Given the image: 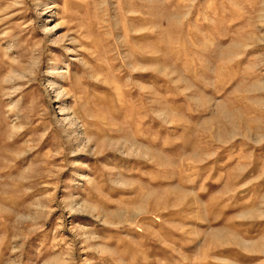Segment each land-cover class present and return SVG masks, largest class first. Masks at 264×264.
Returning <instances> with one entry per match:
<instances>
[{
  "label": "rangeland",
  "instance_id": "1",
  "mask_svg": "<svg viewBox=\"0 0 264 264\" xmlns=\"http://www.w3.org/2000/svg\"><path fill=\"white\" fill-rule=\"evenodd\" d=\"M0 264H264V0H0Z\"/></svg>",
  "mask_w": 264,
  "mask_h": 264
},
{
  "label": "bare ground",
  "instance_id": "2",
  "mask_svg": "<svg viewBox=\"0 0 264 264\" xmlns=\"http://www.w3.org/2000/svg\"><path fill=\"white\" fill-rule=\"evenodd\" d=\"M73 120V119H72ZM75 121V120H74ZM70 123V122H69ZM72 123V122H71ZM75 124V123H74ZM72 125V124H71Z\"/></svg>",
  "mask_w": 264,
  "mask_h": 264
}]
</instances>
